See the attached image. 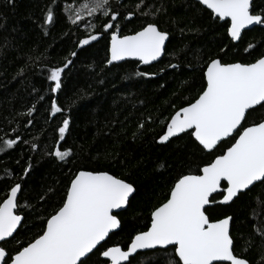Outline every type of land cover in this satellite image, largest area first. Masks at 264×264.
I'll return each mask as SVG.
<instances>
[{"label":"trees","instance_id":"1","mask_svg":"<svg viewBox=\"0 0 264 264\" xmlns=\"http://www.w3.org/2000/svg\"><path fill=\"white\" fill-rule=\"evenodd\" d=\"M84 2L0 0V141L17 140L12 148L0 151V200L21 184L18 214L27 217L6 250L19 247L17 240L26 243L36 236L42 216L56 206L70 178L80 170L107 171L132 183L136 191L127 209L117 215L121 229L110 235L105 247H123L146 231L151 212L165 201L174 179L219 154V150L202 152L194 138L184 134L159 144L169 117L198 97L210 58L248 63L264 55L263 28L244 32L234 43L227 34L229 24L194 0H110L111 10L120 16L113 22L117 27L109 30L103 28L109 18L100 13L85 15L77 24L70 22L65 7L78 8ZM49 9L54 13L51 24L45 23ZM261 9L264 0H255L256 14ZM153 22L169 32L161 61L149 67L136 61L108 65L112 31L131 35ZM90 34L98 39L80 46L78 41ZM250 43L254 49L245 52ZM69 60L61 89L51 92L50 70ZM53 100L61 112L52 113ZM64 119L69 120V130L60 140L58 129ZM261 119L264 109L252 111L247 123ZM57 147L70 149L71 155L59 160L52 154ZM215 199L218 202L222 196ZM254 210L264 213V185L257 184L230 205L215 203L206 213L211 219L233 217L235 253L250 264H258L264 256V238L255 231L264 223V215L256 216ZM97 258L98 253L90 264ZM132 264H167L166 254L140 253Z\"/></svg>","mask_w":264,"mask_h":264},{"label":"snow or ice","instance_id":"2","mask_svg":"<svg viewBox=\"0 0 264 264\" xmlns=\"http://www.w3.org/2000/svg\"><path fill=\"white\" fill-rule=\"evenodd\" d=\"M199 3L210 9L218 20L226 24L230 21L227 34L232 41H240L242 30L249 26L264 25V9L256 14L255 0H199ZM64 10L73 24L81 22L85 15L92 17L100 13L109 18L103 25L105 30L116 28L113 22L120 16L111 10L110 0H87L78 8ZM53 22L54 13L49 9L45 23ZM97 39V35L90 34L78 43L86 46ZM168 39L169 32L154 22L131 35L121 36L112 31L107 63L136 58L149 65L165 53ZM254 47L250 43L244 51ZM71 63L69 60L62 67L50 70L51 92L61 89L62 73ZM203 78L205 84L198 97L169 117L159 142H169L184 134L194 138L202 152L212 154L219 150V154L202 166L196 165L195 171L174 179L165 201L151 212V226L146 231L138 232L123 247L119 244L105 247L110 233L120 226L114 210L129 203L135 188L107 171L80 170L72 175L56 206L42 216L36 236L26 243L17 240L19 247L6 250L5 245L16 240L14 234L27 220L18 214L21 184L17 183L0 200V264H90L97 253L95 264H132L130 258L145 249L164 252L167 264H250L247 258L235 253L230 231L233 217L211 219L206 213L210 205H227L257 184L264 185V119L247 123L252 111L264 109V55L248 63H225L220 58H210ZM51 111L53 114L62 111L55 100ZM143 128L141 123L139 129ZM68 130L69 120L64 119L58 129L60 140H64ZM0 143L4 145L0 151H4L12 148L17 140L9 138ZM225 143L226 150L221 147ZM52 154L64 161L71 150L57 147ZM48 191L55 194L53 189ZM216 195L222 196L218 202ZM40 198L46 202L44 195ZM253 214L264 215L255 210ZM255 231L264 238V223ZM247 247H251L250 241ZM258 264H264V256Z\"/></svg>","mask_w":264,"mask_h":264},{"label":"water","instance_id":"3","mask_svg":"<svg viewBox=\"0 0 264 264\" xmlns=\"http://www.w3.org/2000/svg\"><path fill=\"white\" fill-rule=\"evenodd\" d=\"M196 3H198V4H200L199 3V0H194ZM201 5V4H200ZM203 8H205L206 9V6H203V5H201ZM206 10H208L209 12H211V10L210 9H206ZM213 16L215 17V15L213 14ZM216 18V17H215ZM220 22H224V21H220ZM229 24H230V21H229ZM256 27H260V28H263L264 29V25H252V26H249L247 29H244V30H242V36H243V34H244V32H246V31H249V30H252V29H254V28H256ZM120 35V34H119ZM229 38L231 39V37L229 36ZM169 40V39H168ZM234 43H238L239 41H233ZM167 43H168V41H166V45H165V49H166V46H167ZM110 47H111V40H110ZM163 56H164V54L158 59V60H156V61H153L151 64H149V65H145V64H142L141 62H139L136 58H125L124 60H121V61H114L111 65H109V66H112V65H117V64H121V63H123V62H126V61H136V62H139L140 63V65L142 66V67H149V66H152V65H154V64H156V63H158L159 61H161V59L163 58ZM109 59H110V49H109ZM62 76H63V73H62ZM183 134H181L180 136H182ZM174 138H177V137H174ZM174 138H171L170 139V141L172 140V139H174ZM158 143L159 144H167L168 142H164V143H161V142H159V140H158ZM198 143V142H197ZM136 192V191H135ZM135 192L133 193V195L135 194ZM133 195L129 198V202H130V200H131V198L133 197ZM19 196H20V192L18 193V199H19ZM237 199V198H236ZM236 199H234V201L236 200ZM231 203H233V202H231ZM231 203H229V204H227V205H230ZM129 204V203H128ZM128 204L126 205V206H124L123 208H121V209H118V210H114V214H116V215H118V214H120V213H122L123 211H125L126 209H127V207H128ZM214 205V204H213ZM213 205H210V206H208V208L209 207H212ZM222 205H224V204H222ZM224 206H226V205H224ZM119 219V218H118ZM231 225H232V221H231V223H230V231H231ZM151 226V225H150ZM20 228V226L18 227V229ZM121 229V222H120V226L117 228V229H114L111 233H110V235L111 234H113V233H116V232H118L119 230ZM16 234V233H15ZM14 234V235H15ZM110 235H109V237H110ZM9 239H11V238H9ZM107 240H108V238H107ZM0 243H2V242H0ZM150 251H155V250H152V249H145V250H139L138 251V253L134 256V257H136L138 254H140V253H145V252H150ZM134 257H132V258H134ZM132 258H130V259H132Z\"/></svg>","mask_w":264,"mask_h":264}]
</instances>
